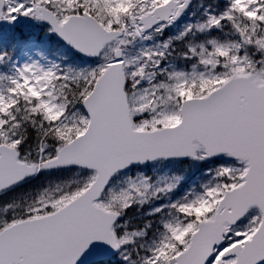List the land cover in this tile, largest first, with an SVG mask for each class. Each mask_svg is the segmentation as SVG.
<instances>
[{
	"label": "snow or ice",
	"instance_id": "6c2138e0",
	"mask_svg": "<svg viewBox=\"0 0 264 264\" xmlns=\"http://www.w3.org/2000/svg\"><path fill=\"white\" fill-rule=\"evenodd\" d=\"M0 264H264V0H0Z\"/></svg>",
	"mask_w": 264,
	"mask_h": 264
}]
</instances>
